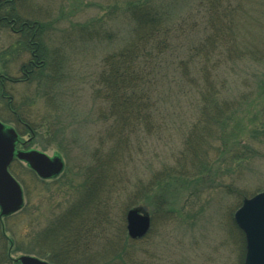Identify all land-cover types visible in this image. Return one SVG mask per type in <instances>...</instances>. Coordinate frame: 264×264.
<instances>
[{
  "label": "rangeland",
  "instance_id": "obj_1",
  "mask_svg": "<svg viewBox=\"0 0 264 264\" xmlns=\"http://www.w3.org/2000/svg\"><path fill=\"white\" fill-rule=\"evenodd\" d=\"M125 1H14L25 20L48 24L43 36L47 52H50L48 56L54 65L62 64L64 68L57 85L59 91L54 95L50 92L45 95V88L38 86L36 81L29 84L5 81L2 88L5 95L11 96L21 116L36 130L34 135H38L35 142L28 131L18 138L24 141L32 137L33 142L29 145L32 148L48 155L58 154L63 169L54 179L40 180L24 163L18 160L13 163L11 170L23 188L24 202L21 210L4 221L7 237L18 246V250L10 251L11 259L24 251H32L33 243L28 240L30 234L63 214L77 200L84 174H94L98 165L93 160L96 156L95 160L100 158L103 163L108 158V167L101 168V173L107 176L99 187L96 213L84 211L85 221L93 219L95 236L87 246V254L90 251L94 254L92 263L109 259L104 255L109 257L107 250L113 241L120 239L118 234L123 228L126 237L130 238L125 228V211L143 205L150 216V227L143 239L134 244L140 264H243L244 235L233 221L240 197L236 191L240 189L248 197L256 187H264V84L260 82L264 73V0H228L222 4L223 7L228 4L234 10L235 15L231 17L239 36L246 41V46L241 47L250 50L257 59H253L255 56L251 52L243 58L234 56L222 70L221 82L215 84L222 90V96L230 101H237L239 96L252 100L253 105L248 109L251 128L248 127L252 133L248 138L257 150L256 156L250 163L235 165L225 155L222 159L217 158L213 148L210 156L216 158V162L212 170L203 174L199 182L191 180L192 183L180 187L179 193L172 197L173 212L166 210L167 207L162 212L154 207L152 200L142 194L135 197L133 193L154 172L163 166L174 165L182 135L181 120L188 122L193 118L192 92L190 96L165 100L171 110L175 106V113H182L181 118L173 120L177 115L174 114L165 119L171 127L168 131L147 136L139 125L130 131L126 129L128 122L120 123L118 127L124 131L122 141L117 145L115 135L111 138L112 134L105 130L114 116L106 120L107 116H103L106 103L96 92L102 58L118 50L129 36V21L123 13ZM182 4L188 7L193 0H185ZM80 25L87 26L85 29L92 32L80 30ZM16 41L15 33L0 27V74L9 79L22 78L25 71L20 67L29 58L24 51L16 56L11 50ZM239 52L237 50V54ZM216 75L219 74L216 72ZM5 101L0 96V117L6 118V124L16 131L17 125L1 110ZM162 119V114L157 113L155 121L162 122ZM243 122H246L244 117ZM58 129L63 130L60 136L63 138L57 137L53 142L47 140L45 132ZM229 182L236 185L233 193L231 190L227 193L220 186ZM77 255H72L71 260L81 256ZM58 261L67 264L61 257Z\"/></svg>",
  "mask_w": 264,
  "mask_h": 264
},
{
  "label": "trees",
  "instance_id": "obj_2",
  "mask_svg": "<svg viewBox=\"0 0 264 264\" xmlns=\"http://www.w3.org/2000/svg\"><path fill=\"white\" fill-rule=\"evenodd\" d=\"M14 1L0 0V27L9 28L17 35L16 43L11 46L15 55L24 51L29 54V58L20 67L25 71L22 78L9 79L0 74V96L6 99L1 110L17 125L19 136L31 132L35 142L38 136L34 135L36 130L21 116L11 96L5 95L3 84L5 81L28 84L36 81L38 86L45 88V95L48 92L54 95L59 91L57 85L60 84L64 66L54 65L55 62L50 61L48 56L50 52H47L43 42L48 24L25 20ZM183 1L126 0L123 13L130 25L128 39L118 50L102 58L96 78L97 95L107 108L103 116H107L106 120L114 116V122L110 121L111 124L105 130L112 134L111 138L115 135L116 145L121 143L124 131L118 127L120 123L124 125L128 122L126 126L129 128L126 129L130 131L143 127L147 136L162 135L171 128L165 119L174 114L177 115L173 120L182 117V113H175V106L171 110L165 100L190 96V92L194 96L193 118L188 122L181 120L182 135L174 165L163 166L154 172L133 193L135 197L142 194L152 200L154 207L162 212L166 207V210L174 211L172 197L179 193L180 187L192 183L191 180L199 182L203 174L212 170L216 162V158L210 156L213 148L216 149L217 158L222 159L225 155L235 165L250 163L257 153L248 138L252 133L251 116L248 114V109L253 105L252 100H244L243 96H239L237 101H230L222 96V90L215 85L221 82L219 77L230 59L234 56L243 58L251 52L241 47L246 46V41L239 36L238 27L231 17L234 10L228 4L223 7L222 4L228 0H193V4L188 7L182 6ZM86 27L80 25V30L92 32ZM237 50L240 51L238 54ZM252 54L255 56L253 59H257ZM260 82L264 84V73ZM157 113L162 114V122L155 121ZM243 117L246 122H243ZM0 119L8 123L6 118ZM62 133L63 130L48 131L45 136L53 142L57 137L63 138L60 137ZM33 139L31 137L30 143ZM95 159L96 156L93 160L98 165L94 168V174H84L82 191L77 200L63 214L30 234L28 240L33 243L32 251L23 253L34 254L53 264H60L58 257L66 259L67 264H107L109 261V264L141 263L134 252V244L140 239L126 237L124 228L118 234L120 239L113 241L107 250L109 257L104 255L109 259L92 263L94 254L91 251L87 254V246L95 235L92 231L93 219L85 221L84 211L96 213L99 187L104 176H107L101 173V168L104 165L108 167V158L104 163L100 158L97 161ZM12 165L10 171L13 174ZM220 186L227 193L230 190L233 193L236 187L234 182ZM261 189L264 190V187H256L252 193ZM236 195L240 196L239 203L246 196L240 189ZM4 221L5 218H0V264H11L10 251L18 250V246L7 237ZM77 254L81 256L71 260L72 255Z\"/></svg>",
  "mask_w": 264,
  "mask_h": 264
},
{
  "label": "water",
  "instance_id": "obj_3",
  "mask_svg": "<svg viewBox=\"0 0 264 264\" xmlns=\"http://www.w3.org/2000/svg\"><path fill=\"white\" fill-rule=\"evenodd\" d=\"M17 133L0 121V216L18 211L23 204L22 189L8 170L12 159L25 162L40 178L58 174L63 162L54 154L47 155L38 149L16 150ZM233 221L243 232L245 248L243 264H264V190L244 197L233 213ZM125 227L132 239L143 237L150 227V216L141 206L125 211ZM14 264H51L31 254H20Z\"/></svg>",
  "mask_w": 264,
  "mask_h": 264
},
{
  "label": "flooded vegetation",
  "instance_id": "obj_4",
  "mask_svg": "<svg viewBox=\"0 0 264 264\" xmlns=\"http://www.w3.org/2000/svg\"><path fill=\"white\" fill-rule=\"evenodd\" d=\"M17 147V149L19 148V149H21V148H23V141H21V140H19V142L17 143V145H16ZM50 179V178H49ZM49 179H47V180H49Z\"/></svg>",
  "mask_w": 264,
  "mask_h": 264
}]
</instances>
